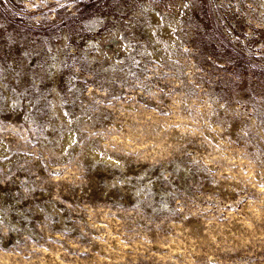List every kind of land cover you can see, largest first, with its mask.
Masks as SVG:
<instances>
[{"label": "rangeland", "instance_id": "374dc122", "mask_svg": "<svg viewBox=\"0 0 264 264\" xmlns=\"http://www.w3.org/2000/svg\"><path fill=\"white\" fill-rule=\"evenodd\" d=\"M0 264H264V0H0Z\"/></svg>", "mask_w": 264, "mask_h": 264}]
</instances>
